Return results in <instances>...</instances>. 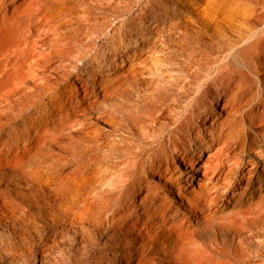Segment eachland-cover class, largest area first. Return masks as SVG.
Listing matches in <instances>:
<instances>
[{"label": "bare ground", "instance_id": "1", "mask_svg": "<svg viewBox=\"0 0 264 264\" xmlns=\"http://www.w3.org/2000/svg\"><path fill=\"white\" fill-rule=\"evenodd\" d=\"M259 55L264 0H0V264H264Z\"/></svg>", "mask_w": 264, "mask_h": 264}, {"label": "rangeland", "instance_id": "2", "mask_svg": "<svg viewBox=\"0 0 264 264\" xmlns=\"http://www.w3.org/2000/svg\"><path fill=\"white\" fill-rule=\"evenodd\" d=\"M132 15V13H130L129 15H127V17H129V16H131ZM195 29H197V28H195ZM264 62V57H263V55H259L258 56V59H257V61H256V63H257V65H258V67H259V69H261L260 71L261 72H263L264 73V64H262ZM260 63V64H259ZM221 111V109L220 108H217V112H220ZM96 126H97V128L100 130V131H102V132H104V131H106V130H110L111 129V127H110V125H106V124H102V123H97L96 124ZM103 134V133H102ZM101 134V135H102ZM104 136V135H103ZM251 152V157H252V154H253V158H254V155H258L259 153H258V151L257 150H251L250 151ZM239 155H241V154H239ZM246 156H250V154H245ZM181 162H182V160H181ZM172 168V170L173 171H176L177 169H174V167L172 166L171 167ZM150 178V179H149ZM148 178V180L150 181V182H152V185H154V186H157L158 188H161L162 186H163V184H164V181H165V179L163 178V177H157V176H151V177H149ZM161 186V187H160ZM170 199H172V200H170ZM170 201H171V204L172 205H178V208L180 207V201L178 200V196L176 195V190H174L173 189V194L170 196ZM174 203H173V202ZM177 208V207H176ZM179 210H180V208H179ZM181 212L183 211H185L184 210V208H182L181 207V210H180ZM182 212V213H183ZM31 222V221H30ZM31 225H32V222H31ZM0 230H1V232H7V230L5 229V228H0ZM48 241V240H47ZM133 242V241H132ZM132 242H131V244H129V247H132L133 245H132ZM48 243L50 244V245H52V242L49 240L48 241ZM103 245V244H102ZM79 248H80V246H79ZM106 248V252H107V254H108V252L110 251V248H108L107 246L105 247ZM33 256H31V255H29L28 256V258H27V261H25L24 263H22V264H41V262H42V257H41V255H40V251H39V247H38V244H37V246L33 249ZM76 252V251H75ZM77 254H78V252H76ZM67 255H69V254H67ZM3 257H4V255H3ZM33 257V258H32ZM55 257H56V254H55ZM156 258V259H155ZM5 259H6V261H10L9 260V258H6L5 257ZM161 260H163L162 259V257L161 256H159V255H157V256H155L154 258H153V262H151V264H154V263H158V264H166V262L165 261H161Z\"/></svg>", "mask_w": 264, "mask_h": 264}]
</instances>
